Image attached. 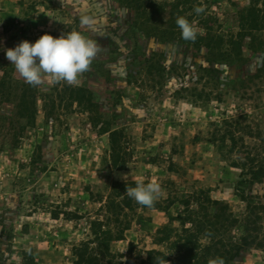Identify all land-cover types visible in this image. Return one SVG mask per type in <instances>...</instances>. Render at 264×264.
<instances>
[{
    "label": "rangeland",
    "instance_id": "1",
    "mask_svg": "<svg viewBox=\"0 0 264 264\" xmlns=\"http://www.w3.org/2000/svg\"><path fill=\"white\" fill-rule=\"evenodd\" d=\"M176 5L199 29L195 42L172 36ZM241 16L242 54L225 62ZM73 30L100 48L90 70L73 85L45 76L18 116L29 84L5 49ZM261 166L264 0H0V264H81L113 185L151 181L162 194L151 209L136 204L125 241L110 245L116 263L206 264L196 223L202 209L220 215L219 201L237 220L229 240L242 245L230 264H264Z\"/></svg>",
    "mask_w": 264,
    "mask_h": 264
},
{
    "label": "trees",
    "instance_id": "2",
    "mask_svg": "<svg viewBox=\"0 0 264 264\" xmlns=\"http://www.w3.org/2000/svg\"><path fill=\"white\" fill-rule=\"evenodd\" d=\"M173 17L184 16L186 12H180L177 5L174 6ZM239 31L237 34L232 35L229 41L228 50L222 55L221 60L228 62L230 59L237 58L242 54V44L247 37L248 21L245 17L239 18ZM176 22V20L174 21ZM177 24L172 27V36H175V32H179ZM171 38V37H170ZM2 87V86H1ZM36 89L31 85H23L20 90V103L16 105L17 115L22 116L25 110L32 108L35 102ZM86 92L83 89H78L75 99L81 97ZM84 98V97H83ZM82 98V99H83ZM117 134H112V161L117 166L119 161V153L121 151L116 141ZM264 167H260V169ZM262 171V172H263ZM264 178V173L262 174ZM137 183H115L112 187V194L110 200L105 205L103 211L105 217L96 219L90 224V232L93 235V240L81 243V247L84 248V261L81 264H118L116 263V257L111 253L110 245L112 243H118L125 241V235L129 231L130 226L135 223L138 218V209L134 200L126 195L125 188L135 187ZM242 185L252 186L250 181H245ZM242 202H245V196H240ZM215 206L219 207L218 212L220 215L217 217H209L208 211L202 209V214L205 216L198 220L196 226L200 232L209 241V257L216 258L222 257L225 259L226 264H230L232 261V253H236L241 250L242 245L233 243L228 238V233L235 228L237 220L232 214H229V207L222 202L216 201ZM196 211L190 213L189 218L197 216ZM222 221L223 223H219ZM102 245V247H101ZM264 249L263 245H258ZM133 243L129 244L128 252H133ZM208 261L206 264H208ZM171 264H187L182 259H172Z\"/></svg>",
    "mask_w": 264,
    "mask_h": 264
},
{
    "label": "clouds",
    "instance_id": "3",
    "mask_svg": "<svg viewBox=\"0 0 264 264\" xmlns=\"http://www.w3.org/2000/svg\"><path fill=\"white\" fill-rule=\"evenodd\" d=\"M194 11L200 14L204 8L196 7ZM80 23L90 27L94 21L89 16H83ZM176 24L182 39L195 42L199 29L194 26V22L179 16ZM99 51L95 40L81 31L73 30L67 34L62 33L58 38L44 34L34 44L24 40L14 48L5 49V55L19 76L27 84L36 87L44 82L45 76L55 84L77 83L80 76L90 70ZM162 191L161 184L157 181L138 183L135 187L125 188L129 198L149 209L155 206ZM154 264L169 262L165 258L155 257ZM208 264H226V261L222 257H216L210 258Z\"/></svg>",
    "mask_w": 264,
    "mask_h": 264
}]
</instances>
